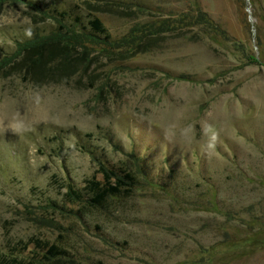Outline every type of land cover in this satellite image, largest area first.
I'll list each match as a JSON object with an SVG mask.
<instances>
[{
  "label": "rangeland",
  "instance_id": "1",
  "mask_svg": "<svg viewBox=\"0 0 264 264\" xmlns=\"http://www.w3.org/2000/svg\"><path fill=\"white\" fill-rule=\"evenodd\" d=\"M32 1L85 33L97 17L110 37L68 74L0 70V258L64 233L69 264H264V0ZM201 11L210 27L143 34ZM56 25L0 2V60ZM134 156L146 181L131 196L80 214L65 199L102 179L98 160Z\"/></svg>",
  "mask_w": 264,
  "mask_h": 264
},
{
  "label": "trees",
  "instance_id": "2",
  "mask_svg": "<svg viewBox=\"0 0 264 264\" xmlns=\"http://www.w3.org/2000/svg\"><path fill=\"white\" fill-rule=\"evenodd\" d=\"M4 1L27 5L35 11L43 13L49 17V19L55 21L57 25L50 33H37L34 38L18 41L16 51L12 54L3 56L0 60V70L21 61V64L28 63L30 68L42 70L45 72L44 74H49L57 70L68 74L70 71H74V58L85 55L84 52H79V48H84V50H86L85 46H87V43L91 41L97 42V39L108 42L110 37L106 27L97 17L90 21L92 28L90 34L68 26L65 22V12H59L55 9L51 10V8L44 9L42 5L32 0H0V2ZM171 18L172 17L164 19L163 23L157 26L154 25L153 29H149L143 34L145 36L148 34H163L178 28H184V32H189L190 30H195L194 28L196 27H210L213 24V20L204 11H201L195 17L185 14L181 18ZM216 26L218 30H222L219 25ZM134 31L139 32L137 29ZM196 37L199 38V35L196 34L193 39H197ZM114 47H116L115 44ZM117 47H121V45H117ZM50 75L52 74L50 73ZM70 150L74 151L75 149L71 147ZM135 159L138 160V158L134 156V159H132L134 164H132L133 167H129L128 164L110 167L103 161L98 160V172H101L102 179H99L95 175L86 179L83 189H78L71 183L68 184V188L64 193L65 199L73 204H78L79 208L77 212L80 214L85 208L106 209L108 201L122 196H131L135 193V190L146 181V171L142 169V164H140L139 161L135 163ZM47 206L51 208V210L44 208V212L50 211V213H54L58 208L55 203L48 204ZM64 236V233H60L53 241L47 238L31 236L28 241H20V243H23L24 249H26L29 244H33L34 249L32 255L26 257L21 256L20 253H3L0 258V264L73 263L69 251L60 241L63 240ZM16 247L15 245L13 248Z\"/></svg>",
  "mask_w": 264,
  "mask_h": 264
},
{
  "label": "clouds",
  "instance_id": "3",
  "mask_svg": "<svg viewBox=\"0 0 264 264\" xmlns=\"http://www.w3.org/2000/svg\"><path fill=\"white\" fill-rule=\"evenodd\" d=\"M217 141H218V133H213L209 139V142L206 145V150L209 152L214 150L216 147Z\"/></svg>",
  "mask_w": 264,
  "mask_h": 264
}]
</instances>
